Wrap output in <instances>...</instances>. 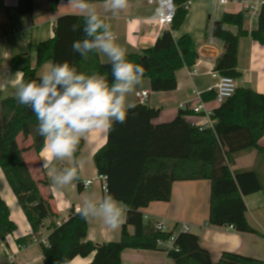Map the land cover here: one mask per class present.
Returning <instances> with one entry per match:
<instances>
[{
  "label": "trees",
  "instance_id": "obj_1",
  "mask_svg": "<svg viewBox=\"0 0 264 264\" xmlns=\"http://www.w3.org/2000/svg\"><path fill=\"white\" fill-rule=\"evenodd\" d=\"M54 6L71 0H47ZM187 0H175L177 12L169 29L164 30L155 44L139 53L128 54V59L145 68L143 79H149L151 92H171L178 87L177 73L183 68L192 69L199 55L196 44L186 34L175 39L187 18ZM35 0H18L16 6L3 8L7 36L21 29L22 19L34 13ZM211 26V34L223 42L222 55L217 59L215 72L220 76L242 77L238 68L240 40L251 37L264 45V5L256 27L246 29L245 12L224 13ZM83 26V18L66 15L58 18L54 37L39 44L36 64L23 70V81L38 79V70L45 63L67 61L78 72H98L111 81V65L103 63L99 54L90 53L87 59L72 50V44L83 39L82 30L72 31V25ZM235 27L236 33L229 30ZM205 103L215 102V93L202 94ZM216 103V102H215ZM161 109L137 104L128 110L126 122L115 123L107 132V142L93 156L98 176L106 180V193L121 201L126 209L121 239L97 244L85 241L88 220L71 208L68 218L60 226L55 221L61 216L53 211L48 177L36 178L30 171L24 153L33 151L39 158L44 149V138L37 129L32 110L17 102L16 97L2 99L0 91V169L8 186L17 198L29 225L32 236L38 235L49 221V246L40 244L44 264H57L64 260L71 264L76 258H88V264H122L126 250L160 252L158 240L167 241L173 234L156 232L150 220L144 219L143 210L155 202L168 203L172 199L173 185L183 181H209L211 183L209 224L233 226L240 233L255 234L247 221L246 196L264 192L261 175L255 170L232 171L231 166L240 154L256 150L264 156L259 141L264 137V94L251 88L239 87L235 94L213 110L214 128H201L189 118L193 112L179 109L176 117L167 123L155 124ZM20 137L22 140H20ZM30 144L22 146V141ZM84 145L82 139L77 158ZM81 191V183H78ZM0 186V242H7L18 229L11 219L10 208L1 194ZM130 227L135 229L130 232ZM19 246L32 243L18 238ZM176 245L179 251L169 255L174 264H264V260L224 252L214 262L209 250L203 248L199 236L180 232ZM11 264H17L12 262Z\"/></svg>",
  "mask_w": 264,
  "mask_h": 264
},
{
  "label": "crops",
  "instance_id": "obj_2",
  "mask_svg": "<svg viewBox=\"0 0 264 264\" xmlns=\"http://www.w3.org/2000/svg\"><path fill=\"white\" fill-rule=\"evenodd\" d=\"M91 2L95 4L102 15H106L107 22L112 25V30L118 36V42L127 49L128 54L139 53L152 47L158 37L163 34L162 32L170 28L159 29L155 25L156 6L149 4L147 0H129V7L116 16L105 13L104 0H91ZM17 3L18 0H0L1 31L5 29L6 25L3 8L16 6ZM70 4L71 2H61L54 6L47 0H35L34 13L22 19L21 29L7 36H1L0 85L3 86L0 87V91L3 100L15 97L16 81L18 79L15 74L20 72L23 77V70L26 66H35L37 48L41 42L54 37L58 18L76 14L75 9ZM240 11H242V7L239 4H228L215 10L214 0H192L187 18L179 31L175 33V39L178 40L186 34L191 36L199 55L196 64L198 73L191 75V69L187 67L180 70L177 73L178 87L171 92H151V82L149 79H143L142 84L133 92V96H128V103L137 105L136 93L143 90L150 91V99H148L147 105L161 109V116L154 121L155 124H161L172 121L183 104H195V92L204 94L211 91L218 81L219 74L214 69L217 59L223 53L224 45L221 40L212 36L210 26L216 20L221 19L220 17L224 13L236 14ZM228 29L234 33L237 31L235 27H229ZM211 37L214 38L213 45L209 44ZM244 38H247L245 51L241 41ZM244 38H241L239 44L238 68L243 75L237 80L238 85L239 87L251 88L258 93L264 94V45L255 42L249 36ZM243 52H246L245 57H243ZM99 56L102 62L107 60V57L103 54H99ZM48 63L39 68L37 75ZM169 97L170 99H168ZM206 106L214 110L218 104L211 102L206 103ZM189 120L193 123V121L198 122L199 118L193 117ZM83 140L85 146H83L78 158L81 159L87 153L93 159L97 150L106 144L107 132L96 130ZM30 142L31 140L28 141L29 144ZM259 146L264 149V137L259 141ZM44 156V149L40 153L39 158L32 150L24 153L26 163L34 177L40 178L43 174L48 177L50 191L53 194L51 206L53 211L58 213L61 218H68L71 208L77 210L83 197L88 192H95L97 195L106 193L104 190L106 182L98 176L96 166L93 163L94 165L88 169L83 167L85 170L82 169V177L77 181L79 194L75 196V199L68 197L64 201L57 200V195H54L56 189L51 183L49 172L41 168ZM251 169H255L261 175L264 184V156H260L256 150L240 154L231 166V170L234 172ZM87 180H91L92 184L85 189L84 182ZM78 183H81V191L78 188ZM74 185L69 186V188L71 189ZM83 191L87 193H82ZM10 192H7L6 195L3 192L1 194L11 209V219L18 225V229L12 236L8 237L7 242H2L4 245L0 242V262L1 264H11L12 262L17 264H44L40 240L47 239L50 234L49 230L45 235L47 222H45L44 228L38 235L32 236L31 226L22 209H20L17 198L11 189ZM210 192L211 183L209 181L176 182L173 185L170 202L152 203L147 209L143 210V213L152 219H165L170 232L179 231L181 224H187L190 228V233L199 236L203 248L211 252L215 263L220 260L224 252H233L264 260V192L244 198L247 206L246 218L250 226L256 230L255 234L240 233L231 229L230 226L218 227L210 225ZM122 225L112 230L99 221L88 220L89 229L85 241L101 245L102 243L119 241L123 230ZM129 229L131 233L135 230L132 227ZM18 238L28 239L32 243L27 246H19L16 242ZM129 251H133L135 255L128 254L127 252ZM156 254L157 252L153 251L126 250L122 254V262L124 264H157L162 262L157 260ZM11 256L15 259L12 260ZM131 257L135 258L136 261H130V259H133ZM92 259L93 255L85 258V260L76 258L71 264H88L92 262Z\"/></svg>",
  "mask_w": 264,
  "mask_h": 264
},
{
  "label": "clouds",
  "instance_id": "obj_3",
  "mask_svg": "<svg viewBox=\"0 0 264 264\" xmlns=\"http://www.w3.org/2000/svg\"><path fill=\"white\" fill-rule=\"evenodd\" d=\"M70 6L83 18V39L73 42L72 50L84 59L90 53L103 54L111 65V81L106 75L78 72L67 61L48 63L38 79L25 82L15 74V97L29 107L37 120V133L44 138L45 156L41 168L47 170L57 189L74 185L82 177L83 161L77 158L82 139L96 130L109 132L115 123H125L129 94L142 84L145 68L128 59L127 49L91 0H71ZM129 7V0H104V11L112 16ZM3 85H0L2 87ZM77 212L84 220H96L115 230L125 221L126 209L112 194L88 192ZM57 264H68L67 260Z\"/></svg>",
  "mask_w": 264,
  "mask_h": 264
},
{
  "label": "built area",
  "instance_id": "obj_4",
  "mask_svg": "<svg viewBox=\"0 0 264 264\" xmlns=\"http://www.w3.org/2000/svg\"><path fill=\"white\" fill-rule=\"evenodd\" d=\"M185 6L187 8L192 4V0H187ZM215 1V10L217 8L223 7L228 4H239L242 7V11L245 12V20H246V29L249 33L253 31L256 27L257 22L259 20L262 7L264 5V0H214ZM147 2L151 5L156 6V17L154 19L155 25L159 29L169 28L176 16L177 6L175 4V0H147ZM215 14V13H214ZM214 38L211 37L209 39V44L213 45ZM196 65L191 69L190 74H197L198 71L196 69ZM239 88L238 81L232 77L227 76H218V81L216 85L211 89L215 93V102L217 104H222L231 98L237 89ZM150 91L143 90L136 93V98L139 104H146L148 99H150ZM196 95V103L193 105L183 104L181 106L182 109H189L193 112V115L190 118L198 117L199 121L194 122L193 124L199 126L201 128H214L215 120L213 117V110L207 108L205 100L202 98V94L199 92H195ZM189 118V119H190ZM103 180L105 178L101 177ZM106 182V180H105ZM92 184L91 180H87L84 182V188L87 189ZM104 190L106 191V185L104 186ZM145 220H150L152 226L156 232L159 233H170V229L167 225V221L165 219H152L148 215L144 214ZM67 218H60L55 221L56 226H60ZM233 229V226H230ZM179 231H173L172 236L167 240H158V247L166 255L164 261L157 264H174L173 260L170 259L169 255L172 251L178 252L179 246L176 245L177 236L180 232H190V228L187 224L183 223L180 225ZM234 230V229H233ZM36 241V240H35ZM40 243H44V245L49 246L48 239L40 240ZM3 244V243H2ZM4 245V244H3ZM10 258L15 259L13 256ZM1 264V262H0ZM124 264V263H123ZM126 264V263H125Z\"/></svg>",
  "mask_w": 264,
  "mask_h": 264
},
{
  "label": "rangeland",
  "instance_id": "obj_5",
  "mask_svg": "<svg viewBox=\"0 0 264 264\" xmlns=\"http://www.w3.org/2000/svg\"><path fill=\"white\" fill-rule=\"evenodd\" d=\"M244 38V37H243ZM242 41V47H243V49H244V51H245V49H246V45H247V38H244V39H242L241 40ZM246 52H243V57H245L246 56V54H245ZM107 63L108 61L107 60H105V61H103V63ZM129 95H132L133 96V93L132 94H129ZM134 99H136V98H134ZM168 99H170V97L168 98ZM170 101V100H169ZM20 140H22V138L20 137ZM29 143L28 142H24V141H22V146H25V145H28ZM80 160H82L83 161V167L85 168V169H88L90 166H93L94 164V161H93V159L86 153L85 154V156H82L81 157V159ZM83 168V170H85ZM4 174H3V171L0 169V186H1V190H2V192H3V194L4 195H6V193L7 192H9V193H11L10 192V188L8 187V184H7V182L5 181V176H3ZM84 178V177H83ZM85 179V178H84ZM55 189L57 190V192H56V190H55V194L54 195H57V200H59V201H64L66 198H68V197H71V198H73V199H75V196L77 195V194H79V192H78V190H77V182H76V185H74L73 187H71V189L69 188V187H66V188H64V189H57L56 187H55ZM82 193H87V192H85V191H83ZM74 202H75V200H74ZM47 222V227H46V229H45V235L49 232V229H48V227H49V221H46ZM128 254H130V255H135V254H133L134 252L133 251H129V252H127ZM156 258H157V260L159 261H163V259H165L166 258V255L163 253V252H157V254H156V256H155ZM131 258H133V257H131ZM128 260V259H127ZM136 261L135 260V258H133V259H130V261ZM125 261H126V258H125ZM129 261V260H128ZM127 261V262H128ZM138 262V261H137ZM156 264V263H155Z\"/></svg>",
  "mask_w": 264,
  "mask_h": 264
}]
</instances>
